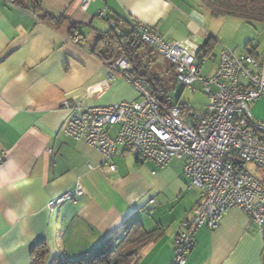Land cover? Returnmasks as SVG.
Listing matches in <instances>:
<instances>
[{
  "label": "crops",
  "instance_id": "0c3cea01",
  "mask_svg": "<svg viewBox=\"0 0 264 264\" xmlns=\"http://www.w3.org/2000/svg\"><path fill=\"white\" fill-rule=\"evenodd\" d=\"M81 1L42 0L43 11L61 17L49 21L29 0H0V264H29L41 240L44 264L87 256L121 236L133 219L146 230L162 229L135 264H170L176 229L198 201L183 160L157 167L118 147L110 169L94 148L64 133L70 113L60 102L79 96L96 105L138 100L120 73L106 80L107 65L91 51L112 16L135 19L171 42L186 40L194 50L208 37L216 43L218 29L200 0H92L85 9ZM121 19L118 30L129 32ZM249 108L264 120V97ZM77 182L80 195L49 208ZM185 264H264V232L231 208L217 226L197 230Z\"/></svg>",
  "mask_w": 264,
  "mask_h": 264
},
{
  "label": "built area",
  "instance_id": "2783aa9c",
  "mask_svg": "<svg viewBox=\"0 0 264 264\" xmlns=\"http://www.w3.org/2000/svg\"><path fill=\"white\" fill-rule=\"evenodd\" d=\"M91 1L82 0L81 8ZM108 22L114 26L117 20L112 17ZM132 24L133 33L146 46L171 62L180 84H201L208 99L205 110H184L161 101L143 78L128 73L129 61L120 56L107 65L106 80L120 73L137 90L139 100L96 105L82 96L64 98L60 105L70 113L64 133L94 148L110 169L115 168L112 159L118 147L157 167L170 159L183 160L187 186L197 190L198 201L193 215L176 229L170 264H185L197 230L217 226L231 208L240 209L263 233L264 120L252 115L249 104L264 97V52L236 54L223 47L213 74L202 77L199 48L194 50L186 40L168 41L135 19ZM3 159L0 152V163ZM245 162L254 163L262 173L256 176L243 166ZM82 192L77 182L48 206L53 209Z\"/></svg>",
  "mask_w": 264,
  "mask_h": 264
},
{
  "label": "trees",
  "instance_id": "16d2710c",
  "mask_svg": "<svg viewBox=\"0 0 264 264\" xmlns=\"http://www.w3.org/2000/svg\"><path fill=\"white\" fill-rule=\"evenodd\" d=\"M203 7L213 16L229 15L240 17L247 22L264 21V0H200ZM33 11L41 15L42 19L49 21H59L61 17L54 16L43 11L42 0H29ZM115 17L117 23L109 26L108 30L98 34L94 41L91 51L106 65L111 64L118 57L123 56L129 61L128 73L132 76L143 78L147 82V86L153 94L161 101L168 105H180L184 110H192L188 105L173 101L166 89L162 87L158 77H150L142 70L141 66V50L145 47L150 51H155L146 46L132 30V19L128 22L129 32H121L118 30L119 17ZM111 17V18H112ZM214 40L210 37L206 38L202 46L197 52L198 58L205 56L212 59L210 55ZM262 53V52H261ZM251 52L253 55L261 54ZM183 86V85H182ZM162 234V229L157 227L146 230L138 219H133L124 228L122 235L116 239H107L102 242L95 250L87 256L80 257L75 260L54 261L53 264H135L139 258L140 249L151 241L156 240ZM47 254V246L44 240L36 243L30 252L29 264H44Z\"/></svg>",
  "mask_w": 264,
  "mask_h": 264
},
{
  "label": "rangeland",
  "instance_id": "374dc122",
  "mask_svg": "<svg viewBox=\"0 0 264 264\" xmlns=\"http://www.w3.org/2000/svg\"><path fill=\"white\" fill-rule=\"evenodd\" d=\"M216 17H218L216 18L218 19L217 22L211 16L208 19L214 22V27L218 29L219 33V39L216 43L214 42L213 46H215L211 49V54L216 55L218 60L221 44L223 47L230 48L236 54L260 53L264 50V21L247 22L243 18L229 15H219ZM210 20L209 23L211 22ZM140 55L142 70L150 77H158L162 87L168 91L173 101L186 104L193 111L203 112L205 110L208 99L200 83L194 82L190 87L182 86L178 82L171 62L156 51L153 52L144 47ZM197 61L201 67L200 75L202 77L213 74L217 62L215 59L205 56L202 59L199 58ZM145 84L147 85V82ZM243 166L256 176L262 173V169L252 162H245Z\"/></svg>",
  "mask_w": 264,
  "mask_h": 264
}]
</instances>
